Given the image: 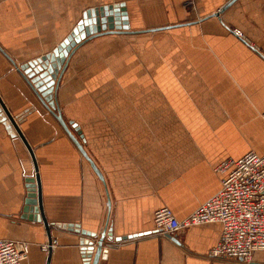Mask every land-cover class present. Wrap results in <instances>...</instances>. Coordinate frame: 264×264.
<instances>
[{
    "label": "crops",
    "instance_id": "crops-1",
    "mask_svg": "<svg viewBox=\"0 0 264 264\" xmlns=\"http://www.w3.org/2000/svg\"><path fill=\"white\" fill-rule=\"evenodd\" d=\"M123 3L130 31L78 47L56 93L89 161L19 69L52 54L88 10ZM169 32L188 35L187 58L163 57L153 68L141 48L145 73L134 79V41ZM150 86L161 94H149ZM171 87L183 91L169 94ZM0 96L34 150L58 244L43 252L44 224L22 218L35 167L21 138L0 123V240L30 245L23 264H48L49 256V264H87V237L65 225L96 234L95 242L106 233L108 258L99 264H246L210 256L221 225L160 234L154 214L167 207L184 221L221 190L216 167L252 151L264 155L229 153L242 151L247 129L264 123V0H0ZM251 264H264V252Z\"/></svg>",
    "mask_w": 264,
    "mask_h": 264
},
{
    "label": "built area",
    "instance_id": "built-area-1",
    "mask_svg": "<svg viewBox=\"0 0 264 264\" xmlns=\"http://www.w3.org/2000/svg\"><path fill=\"white\" fill-rule=\"evenodd\" d=\"M236 35L243 37L239 31ZM215 172L224 176L215 196L184 221L167 207L157 210L155 228L160 234L174 235L194 226L219 224L220 238L210 256L251 264L256 253L264 252V155L249 152L238 160L224 161ZM57 245L53 240L41 250L48 253ZM29 254L27 242L0 240V264H23ZM101 257L107 260L108 249L102 250Z\"/></svg>",
    "mask_w": 264,
    "mask_h": 264
},
{
    "label": "water",
    "instance_id": "water-1",
    "mask_svg": "<svg viewBox=\"0 0 264 264\" xmlns=\"http://www.w3.org/2000/svg\"><path fill=\"white\" fill-rule=\"evenodd\" d=\"M221 13L222 10H219L216 13V17L221 19ZM127 31H130V26L126 4H116L88 10L84 14L83 20L73 30L72 34L56 50H54L52 54L43 56L42 58L25 64L19 69L38 99L57 118L72 140L80 148L83 155L89 161L90 159L88 158L85 150L72 135L68 128V124L64 121L63 116L57 108L56 93L70 58L78 47L98 36L126 33ZM18 121L12 116L0 96V123L5 125L7 131L13 137L21 138L31 154L35 167V177L27 180L28 197L26 199V207L22 218L31 222L43 223L48 234V242L51 244L53 241L50 228L51 224L48 222L44 214L42 185L38 163L34 150L22 133ZM73 126L76 129V126ZM92 165L97 174L101 177L93 163ZM58 227L62 228L61 225H58ZM63 228L76 231L77 233H81L83 236H86V241L82 243L84 259L87 264H90L91 260L92 264H99L106 233H104L101 238L95 242L94 240L97 238L96 234L79 230L78 226L65 225ZM51 252L52 250L49 251V253ZM49 263L50 256L48 259V264Z\"/></svg>",
    "mask_w": 264,
    "mask_h": 264
},
{
    "label": "rangeland",
    "instance_id": "rangeland-1",
    "mask_svg": "<svg viewBox=\"0 0 264 264\" xmlns=\"http://www.w3.org/2000/svg\"><path fill=\"white\" fill-rule=\"evenodd\" d=\"M193 10V12L195 13V8L192 7L191 8ZM197 17V15L194 14L193 18ZM147 43L144 42H137L134 41L133 43V65H134V69H133V78L135 79H140L141 78V74H144L145 72L142 73L141 69V53L142 49L141 48H146L147 51V55H143V60H145L144 57H146L148 63L150 64V66H154L155 64H157V62H162L163 61V57L164 59H172V57L177 58V61H179V58H187V55L185 54L187 51V47L189 46V42L190 39L188 38V35H177L174 36L173 33L169 32V33H163V34H159V35H150L147 38ZM136 40V39H134ZM174 48H181L182 51H180L179 55H173V53H178V51H174ZM182 53V54H181ZM184 53V54H183ZM180 62V61H179ZM151 67V68H152ZM153 67V68H154ZM152 70L150 69L148 71V76H149V80L150 82H152V78H153V74H152ZM151 84V83H150ZM117 93H124V88L123 91H121L120 87H117ZM170 93L172 94V92H175L176 94L182 93L183 88H169ZM132 93L133 94H140V87L138 86H133L132 87ZM149 94H161V92L159 93L157 91L156 87L150 86L149 87ZM167 94V93H166ZM183 94H187V91L184 92ZM171 104L167 102H165V110L166 112H169V110H171ZM247 136L245 137L243 142H240L242 144V151L240 152H229L231 156L237 157L240 154L243 153V151H245L247 148L250 149H254L255 151L259 152V153H264V123H261L259 125L258 128L256 127H252L250 129H247Z\"/></svg>",
    "mask_w": 264,
    "mask_h": 264
}]
</instances>
